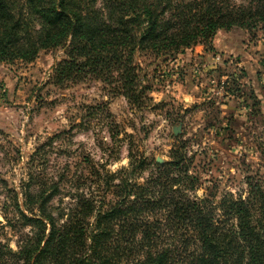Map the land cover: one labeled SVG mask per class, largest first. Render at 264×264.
<instances>
[{
	"label": "trees",
	"instance_id": "trees-1",
	"mask_svg": "<svg viewBox=\"0 0 264 264\" xmlns=\"http://www.w3.org/2000/svg\"><path fill=\"white\" fill-rule=\"evenodd\" d=\"M234 30H264V0H0V65L63 50L59 81L111 83L131 107L144 110L151 98L138 57L166 62ZM86 115L104 116L113 125L112 141L119 139L105 104L88 106ZM128 159L116 172L92 162L87 170L79 162L77 171L67 167L51 178L30 170L22 201L15 192L17 216L6 225L31 233L14 251L1 240L7 226L0 222V264H264L260 184L251 185L247 198L198 196L202 178L191 172L194 161L183 140L168 161L132 148Z\"/></svg>",
	"mask_w": 264,
	"mask_h": 264
},
{
	"label": "rangeland",
	"instance_id": "rangeland-1",
	"mask_svg": "<svg viewBox=\"0 0 264 264\" xmlns=\"http://www.w3.org/2000/svg\"><path fill=\"white\" fill-rule=\"evenodd\" d=\"M65 57L63 50L42 51L32 62L0 65L1 223L17 216L15 192L22 201L30 170L51 178L67 167L75 171L79 162L87 170L92 162L116 172L128 165L130 148L165 162L178 140L187 143L191 172L202 178L198 196L247 198L251 185L264 189V30L219 31L211 45L166 62L141 55V82L151 98L144 110L131 107L111 83L91 77L59 81L57 64ZM99 104L119 126L115 142L109 120L86 115L88 106ZM42 145L40 161H32ZM6 226L1 240L17 251L31 228Z\"/></svg>",
	"mask_w": 264,
	"mask_h": 264
},
{
	"label": "water",
	"instance_id": "water-1",
	"mask_svg": "<svg viewBox=\"0 0 264 264\" xmlns=\"http://www.w3.org/2000/svg\"><path fill=\"white\" fill-rule=\"evenodd\" d=\"M174 132H175V134H178V133H179V130L176 129ZM158 162H162V161H159V160H158Z\"/></svg>",
	"mask_w": 264,
	"mask_h": 264
}]
</instances>
